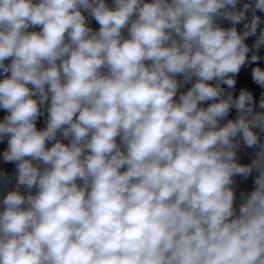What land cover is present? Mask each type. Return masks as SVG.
<instances>
[{"label":"clouds","instance_id":"1","mask_svg":"<svg viewBox=\"0 0 264 264\" xmlns=\"http://www.w3.org/2000/svg\"><path fill=\"white\" fill-rule=\"evenodd\" d=\"M0 264H264V0H0Z\"/></svg>","mask_w":264,"mask_h":264}]
</instances>
